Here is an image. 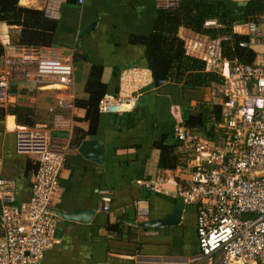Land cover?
<instances>
[{"label": "crops", "instance_id": "1", "mask_svg": "<svg viewBox=\"0 0 264 264\" xmlns=\"http://www.w3.org/2000/svg\"><path fill=\"white\" fill-rule=\"evenodd\" d=\"M247 1L222 0L235 16L233 30L249 36L245 41L256 52L254 62H264V14L258 20H246ZM18 3L44 9L45 14L57 19L53 43H25L22 24L0 20L1 43L67 54L73 64L69 85L53 86L27 81L18 71L9 73L0 53V79L6 78L5 86L0 87V108L27 106L35 120L27 125L18 122L15 113L0 109V177L14 179L16 201L29 199L37 168L35 153L17 149L19 130L43 133L64 154L52 203L55 241L45 249L41 264H168L196 253L195 203L184 202L177 223H142L172 213L178 195L173 181L179 178L178 162L174 166L161 163V146L175 145L178 157L186 152L174 137L173 124L184 120L186 104H195L201 97L214 102V89L206 86L181 93L179 86L168 80L158 86L152 82L132 92L135 99H128L123 111H99L92 129L85 109L75 105V99L87 96L85 83L92 64L102 67L101 79L108 92L118 86L114 94L119 91L122 69L147 66L145 39L155 29L160 8L167 6L158 0H66L60 4L58 15L52 16L47 11L51 0ZM177 33L191 55L187 44L194 37L218 39L219 44L228 37L213 38L184 25ZM84 139H97L102 145L101 152L96 149L100 159L92 148L88 155L79 151ZM158 176L166 178L159 189L144 186L145 179ZM197 264L224 263L214 254Z\"/></svg>", "mask_w": 264, "mask_h": 264}, {"label": "built area", "instance_id": "2", "mask_svg": "<svg viewBox=\"0 0 264 264\" xmlns=\"http://www.w3.org/2000/svg\"><path fill=\"white\" fill-rule=\"evenodd\" d=\"M65 1L51 0L48 14L57 16ZM158 1L167 7L177 2ZM249 24L259 33L254 23ZM204 25L218 26L219 22L208 18ZM238 44L246 45V41ZM187 50L205 61V69L222 75L215 99L221 118L212 137L194 131L183 120L173 124L174 137L186 150L178 157L179 178L173 181L183 201L196 205L198 251L168 264H197L218 251L224 264H264V62L228 59L222 56L218 39L201 35L188 41ZM2 53L9 73L18 71L27 81L61 86L71 82L73 64L67 54L8 42ZM5 79H0L1 89ZM152 82L148 66L122 69L118 93L105 92L99 111H123L128 99H135L132 92ZM17 149L35 153L37 168L26 201H16L14 179L0 177V264H41L45 249L55 241L52 203L64 154L43 133L29 129L17 132ZM163 180L164 176H158L143 184L157 190ZM244 212L254 215L242 217Z\"/></svg>", "mask_w": 264, "mask_h": 264}, {"label": "trees", "instance_id": "3", "mask_svg": "<svg viewBox=\"0 0 264 264\" xmlns=\"http://www.w3.org/2000/svg\"><path fill=\"white\" fill-rule=\"evenodd\" d=\"M264 14V0H248L245 19L261 18ZM208 18H216L219 26H205ZM235 16L230 9L224 6L222 0H179L173 7H161L155 23L154 31L145 39V61L153 62L161 72L168 77L170 84L179 86L183 91L210 86L214 89L211 100L199 98L195 104H186L184 123L203 136L214 135L215 123L221 118V106L215 102L219 86L223 81L222 75L214 70L205 69V61L186 52L184 39L178 35L180 25L189 27L197 32L206 33L213 38L228 36L220 40L222 56L228 59H237L244 62H254L256 52L249 46H240L238 41L248 40L249 36L235 32L232 28ZM0 20L7 23H20L23 25L25 43L52 44L57 19L45 14L44 9L20 5L18 0H0ZM22 41V42H23ZM3 44L0 41V53ZM102 67L92 64L85 83L87 96L75 99V105L85 109V118L89 120L90 127L97 121L99 114V99L108 92L105 82L101 79ZM115 86L112 93H115ZM4 112L16 114L18 122L32 125V111L27 106L14 105L3 109ZM177 145V143H174ZM173 144L161 146V163L174 166L178 161V153Z\"/></svg>", "mask_w": 264, "mask_h": 264}, {"label": "water", "instance_id": "4", "mask_svg": "<svg viewBox=\"0 0 264 264\" xmlns=\"http://www.w3.org/2000/svg\"><path fill=\"white\" fill-rule=\"evenodd\" d=\"M147 66L151 69L154 86H158L168 80V77L161 74L158 67L150 60L147 61ZM95 144H96V147L94 146ZM90 148H92L95 154H97L95 155V157L100 159V157H97V156H98V150L99 152L102 151V145L97 141V139H84L81 141L79 145V151H81L85 155H88ZM183 207H184L183 198L181 197V195L178 194L176 196L175 204L173 205L172 213L166 215V217L162 219L145 221L142 224L146 225V224H158V223H177L181 216ZM66 214L71 215L72 213L68 212Z\"/></svg>", "mask_w": 264, "mask_h": 264}, {"label": "rangeland", "instance_id": "5", "mask_svg": "<svg viewBox=\"0 0 264 264\" xmlns=\"http://www.w3.org/2000/svg\"><path fill=\"white\" fill-rule=\"evenodd\" d=\"M254 215V213H251V212H244V213H242V217H250V216H253ZM215 255H216V258L218 259V260H221L222 261V253L220 252V251H218L217 253H215Z\"/></svg>", "mask_w": 264, "mask_h": 264}]
</instances>
